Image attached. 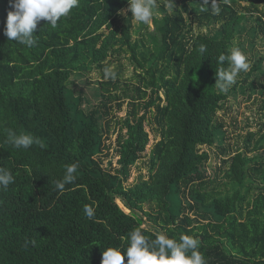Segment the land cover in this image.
<instances>
[{
    "label": "trees",
    "instance_id": "obj_1",
    "mask_svg": "<svg viewBox=\"0 0 264 264\" xmlns=\"http://www.w3.org/2000/svg\"><path fill=\"white\" fill-rule=\"evenodd\" d=\"M172 2L157 0L146 25L128 0H80L28 48L3 34L0 0V167L15 179L0 190V264H101L136 229L194 236L207 264H264V0H222L219 15L211 0ZM233 47L250 70L222 92L219 56ZM8 130L40 143L16 149Z\"/></svg>",
    "mask_w": 264,
    "mask_h": 264
},
{
    "label": "clouds",
    "instance_id": "obj_2",
    "mask_svg": "<svg viewBox=\"0 0 264 264\" xmlns=\"http://www.w3.org/2000/svg\"><path fill=\"white\" fill-rule=\"evenodd\" d=\"M80 0H9L6 28L4 35L8 40L15 41L20 45L33 47L36 44L34 35L38 24L43 20L55 27L62 17H67L72 9L79 6ZM222 0H211V11L214 15L221 12ZM132 18L135 22L151 24L153 18L159 16L156 11L157 0H128ZM209 0H202V7L208 6ZM170 11L174 10L172 0H166L165 5ZM204 44L199 45V52L206 51ZM228 61L227 69L220 68L216 72L217 87L222 92H227L233 86L241 72L250 70L247 56L239 47H233L229 55H220L219 62ZM115 66L103 68L104 79H117ZM7 143L16 149H29L34 143L39 144L38 138L31 134H19L8 130ZM78 164L73 163L65 167L63 179L56 182V189L63 193L65 186L73 184L76 180ZM15 182L14 176L9 169L0 167V190H7L10 184ZM84 213L88 219H93L95 210L92 205H84ZM34 244L35 241H32ZM201 241L194 236L181 235L179 239L169 238L164 233H158L154 239H149L140 229L129 233L128 247L121 251L119 248L109 247L102 253L101 264H207L204 254L199 250Z\"/></svg>",
    "mask_w": 264,
    "mask_h": 264
},
{
    "label": "rangeland",
    "instance_id": "obj_3",
    "mask_svg": "<svg viewBox=\"0 0 264 264\" xmlns=\"http://www.w3.org/2000/svg\"><path fill=\"white\" fill-rule=\"evenodd\" d=\"M81 87H83V86H81ZM94 89V86L92 85V86H90V87H88V92L90 91V90H93ZM245 105H243V107L241 108V114H239V117H238V120H239V122H242V121H245V123L244 124H241L240 126H241V128L242 129H245V127H246V121L250 118V121H249V124L250 125H252V127H251V129L254 131L255 130V121H256V119L258 118V116H257V113H256V109H252L251 111L250 110H248L247 108L245 109V107H244ZM242 113H243V115H242ZM245 114V115H244ZM231 120V118H229V120H228V123H229V125H230V131H231V135L233 136L232 137V143L234 144L235 142H237V139H236V136H237V133H239L240 131H236L235 130V126H234V124H233V121H230ZM248 124V123H247ZM154 137L152 136V139H153ZM204 149H207V147H204ZM213 150H211V149H209L210 150V152H213V151H216L217 150V148H216V146L215 147H213L212 148ZM217 162L218 161H214L213 163H214V165H216L217 164ZM136 176V174L134 173V176H133V178ZM118 203L121 205V207L122 208H124V205L121 203V201H118ZM129 212V211H128Z\"/></svg>",
    "mask_w": 264,
    "mask_h": 264
}]
</instances>
